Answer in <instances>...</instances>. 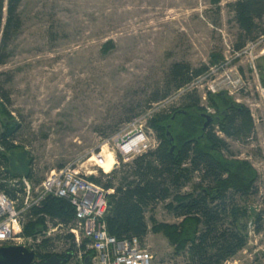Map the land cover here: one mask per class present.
<instances>
[{"label": "rangeland", "instance_id": "1", "mask_svg": "<svg viewBox=\"0 0 264 264\" xmlns=\"http://www.w3.org/2000/svg\"><path fill=\"white\" fill-rule=\"evenodd\" d=\"M234 2L22 0V27L10 45V58L0 66V73L6 74L0 78V86L9 99L6 107L11 120L19 124L12 137L15 150L27 151L31 160L32 195L51 170L67 164H83L93 172L89 177L100 178V174L130 163L138 155L121 154L116 140H125L137 131L145 136L146 151L154 150L158 140L149 128V119L181 108L187 91L211 117L214 110L206 97L213 81L194 79L190 88L164 91L165 78L176 62L192 70L205 66L202 75H211L216 66H223L210 77L218 82L229 71L232 80L240 79L243 85L217 87L215 93H224L245 106L254 128L241 138H227L216 127L212 130L227 144L224 158L246 161L256 171L254 193L234 194L233 201L260 220L256 223L250 214L244 221L245 247L222 264H264V100L255 88L248 51L237 58L231 51L240 40L245 41L244 48L261 38L264 17L254 22L255 39L251 40L239 28ZM108 42L111 46L105 48ZM263 48L264 41L253 55ZM211 54L220 59L212 63ZM254 62L264 87V57L260 55ZM7 79L10 81L5 82ZM165 92L168 95L163 98ZM155 96L163 99L153 101ZM99 153L106 160L102 169L93 165V158L87 161ZM196 182L194 177L180 194L190 193ZM168 202H157L145 213L148 227L150 215L157 223L180 222L164 207ZM69 246L64 238H55L47 251L62 254ZM141 247L152 254V264H187L186 255H175L162 235L148 232ZM71 257L67 264H78Z\"/></svg>", "mask_w": 264, "mask_h": 264}, {"label": "trees", "instance_id": "2", "mask_svg": "<svg viewBox=\"0 0 264 264\" xmlns=\"http://www.w3.org/2000/svg\"><path fill=\"white\" fill-rule=\"evenodd\" d=\"M212 1L217 3L219 0ZM21 3L22 0H0V66L10 58V45L21 30ZM233 8L239 28L251 40L255 39L252 36L254 22L264 17V0H236ZM263 34L264 29L259 35ZM244 42L240 40L235 44L234 50H240ZM109 46L111 42L104 47ZM210 59L212 63L217 62L220 56L211 54ZM204 71L205 66L192 70L185 63H173L165 78L164 91L170 87L180 90ZM2 76L6 74L0 73V78ZM7 81L10 79L5 80ZM1 86L0 164L5 168L8 164V152L17 149L12 137L19 124L11 120L6 107L9 99ZM192 94L187 91L181 108H173L166 115L151 116L148 125L158 140L154 150L138 155L130 163L121 164L120 169L112 170L107 175L100 174V178L91 176L89 181L101 185L105 190L113 189V193L106 196L107 211L103 217L110 236L118 240L136 237L142 242L148 232H151L153 235H162L175 255L185 254L187 264H222L245 247L244 221L250 214L259 223L258 215H253L251 210L240 207L233 201L234 194L246 196L254 193L257 174L246 161L224 158L222 152L228 149L227 144L212 129L216 127L227 138H241L252 133L254 124L245 106L234 103L224 93L207 92L206 100L214 113L211 114V124L203 130L206 111L199 106L198 98H194ZM167 95L168 92H165L162 97ZM163 98L155 96L153 101ZM10 120L15 125H7L11 123ZM166 132H169V136H166ZM2 175L4 172L0 170V176ZM194 177L197 182L193 183L192 191L180 194L181 189ZM6 178L8 177H0V190L15 198L13 190L4 182ZM166 199L169 202L164 207L181 219L180 222L157 223L150 215L151 226L148 227L145 213L151 212L157 202H164ZM41 214L57 219L65 226L75 218L74 208L68 200L48 197L39 208H32L26 215L31 218H27L23 226L25 236L45 230L44 220L39 217ZM51 241L43 240L34 252L36 264L52 255L65 259L67 264L72 258L70 253L75 251V245L70 244L62 254L49 253ZM85 244L86 240H83L80 245V249L85 251L84 258L92 255L91 250H86Z\"/></svg>", "mask_w": 264, "mask_h": 264}, {"label": "built area", "instance_id": "3", "mask_svg": "<svg viewBox=\"0 0 264 264\" xmlns=\"http://www.w3.org/2000/svg\"><path fill=\"white\" fill-rule=\"evenodd\" d=\"M260 37V39L250 42L236 52L234 49L231 51L235 53V58L248 51L251 56V72L256 81L255 88L264 100V87L260 83L254 62L260 55L264 57V48L258 55H253L255 49L264 41V34ZM222 68L223 66H216V70L212 71L211 75L216 74ZM211 75L201 74L196 78L200 81H213L207 91L210 93H215L217 87L234 85V83L240 84V79L232 80L229 71L225 72L218 82L211 78ZM193 83L194 81L188 84L186 88H190ZM116 145L119 152L125 155H141L147 149L145 136L141 131H137L120 142L116 140ZM92 158L93 160H91ZM90 160L94 166L100 168L99 162L104 161L105 158L99 153L87 159V161ZM0 170L4 172L2 166H0ZM92 173L83 167V164L71 163L59 169H53L36 186L34 195H32L33 189L29 176L26 178H7L4 182L13 190L15 198L9 197L5 191L0 190V247L23 246L27 250L35 252L43 240L51 239L53 241L55 238H64L69 242L67 236L71 234L75 251L70 254L74 256L78 264H152V254L141 247L138 238L128 237L118 240L107 233L103 217L107 210L106 196L112 194L113 189L105 190L101 185L89 181L88 178ZM107 173L105 172V174ZM48 197L68 200L74 208L75 218L73 222L65 226L47 215L41 214L39 217L44 219L46 229L31 236H24L23 226L27 218H31V216L26 217V215L30 213L32 208H39L40 204ZM64 227L65 233L62 234ZM83 240H86V250L92 252V255L86 258H84L85 251L80 249ZM52 253L59 254L60 252L52 251Z\"/></svg>", "mask_w": 264, "mask_h": 264}, {"label": "water", "instance_id": "4", "mask_svg": "<svg viewBox=\"0 0 264 264\" xmlns=\"http://www.w3.org/2000/svg\"><path fill=\"white\" fill-rule=\"evenodd\" d=\"M205 122L202 129L205 130L212 121L209 115H204ZM7 125H15L11 122ZM169 136V132H166ZM171 140V138H170ZM173 148H171V151ZM8 168L5 170L10 177H28L30 173L31 160L25 150H11L7 154ZM66 260L56 255H52L39 264H65ZM0 264H36L35 253L27 250L23 246H1L0 247Z\"/></svg>", "mask_w": 264, "mask_h": 264}, {"label": "bare ground", "instance_id": "5", "mask_svg": "<svg viewBox=\"0 0 264 264\" xmlns=\"http://www.w3.org/2000/svg\"><path fill=\"white\" fill-rule=\"evenodd\" d=\"M102 156V155H101ZM103 157V156H102ZM113 158V157H112ZM114 161V160H113ZM103 162L105 163L106 162V160H104V161H102V162H99L100 163V165H99V167L101 168L102 167V164H103ZM114 164V163H113ZM112 164V165H113ZM111 170H112V168H111ZM110 170V171H111ZM109 171V172H110ZM107 211V210H106ZM48 216V215H47ZM49 217V216H48ZM43 219V218H42ZM44 220V219H43ZM53 220H56V221H58L57 219H53ZM59 222V221H58ZM45 226V225H44ZM45 229H46V227H45ZM67 240L69 241V243L70 244H73V236L71 235V234H69L68 236H67Z\"/></svg>", "mask_w": 264, "mask_h": 264}, {"label": "flooded vegetation", "instance_id": "6", "mask_svg": "<svg viewBox=\"0 0 264 264\" xmlns=\"http://www.w3.org/2000/svg\"><path fill=\"white\" fill-rule=\"evenodd\" d=\"M210 124H211V122H210ZM208 126H209V125H208ZM208 126H207V127H208ZM206 129H207V128H206ZM7 168H8V164L6 165L5 168L3 167L4 175H2V176H0V177H2V178H3V177H4V178H5V177L10 178L9 174L5 172V170H6ZM6 179H7V178H6ZM6 179H5V180H6Z\"/></svg>", "mask_w": 264, "mask_h": 264}]
</instances>
